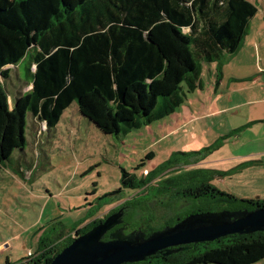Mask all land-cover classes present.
Masks as SVG:
<instances>
[{"label": "trees", "instance_id": "16d2710c", "mask_svg": "<svg viewBox=\"0 0 264 264\" xmlns=\"http://www.w3.org/2000/svg\"><path fill=\"white\" fill-rule=\"evenodd\" d=\"M257 13L249 0H0V170L10 168L15 152L25 156L29 125L35 129L39 122L50 132L72 105L103 135L127 136L173 115L188 94L202 90L204 65H218L219 87L225 55L238 52ZM24 64L32 89L16 97L10 109L3 82L11 79L10 66ZM173 161L143 177L123 169L121 188L101 200L131 199L104 218H99L102 207L88 210L70 230L48 223L35 233H41L37 252L27 262L50 264L76 238L121 209L124 216L116 229L129 226L146 237L193 215L264 209V201L220 191L213 177L226 172L184 169ZM15 171L24 180L22 166ZM178 201H189L190 209L157 220L156 203L171 210ZM263 260L264 232H256L165 249L130 264ZM6 264L12 263L7 259Z\"/></svg>", "mask_w": 264, "mask_h": 264}, {"label": "rangeland", "instance_id": "374dc122", "mask_svg": "<svg viewBox=\"0 0 264 264\" xmlns=\"http://www.w3.org/2000/svg\"><path fill=\"white\" fill-rule=\"evenodd\" d=\"M249 1L258 13L238 52L225 55L219 87L218 65H204L203 89L188 94L173 115L127 136L103 135L79 115L76 105L48 133L38 122L36 133H42L41 139L35 138L28 124L25 156L15 152L11 169L0 170V264L7 259L29 264L41 234L35 233L52 221L51 226L61 223L70 230L86 218L88 210L102 207L100 212H105L99 218H104L131 199L101 200L121 188L123 169L143 177L173 158L180 168L226 172L213 177L220 191L241 200L264 201V0ZM19 73L22 81L16 68L4 81L12 98L30 89L25 64ZM150 154L153 158L147 159ZM141 164L144 167L135 171ZM19 166L25 181L15 171ZM190 206L189 201H178L171 210L158 203L153 209L160 221ZM125 230L131 233V227Z\"/></svg>", "mask_w": 264, "mask_h": 264}, {"label": "water", "instance_id": "95a60500", "mask_svg": "<svg viewBox=\"0 0 264 264\" xmlns=\"http://www.w3.org/2000/svg\"><path fill=\"white\" fill-rule=\"evenodd\" d=\"M123 212L121 209L76 238L50 264L137 263L169 248L264 232V209L193 215L149 237L140 231L126 234L125 227L116 229L122 224ZM108 233L109 239L104 240Z\"/></svg>", "mask_w": 264, "mask_h": 264}, {"label": "crops", "instance_id": "0c3cea01", "mask_svg": "<svg viewBox=\"0 0 264 264\" xmlns=\"http://www.w3.org/2000/svg\"><path fill=\"white\" fill-rule=\"evenodd\" d=\"M22 67V65H19V66H10V68L12 69V71H13V69H15L16 68V70L18 71V80L19 81H22L21 79H19V77H20V73H19V70H20V68ZM32 72L34 71V69H32L31 70ZM12 74V73H11ZM30 81V80H29ZM3 84H4V82H3ZM28 84H30V82H28ZM4 88H5V86H4ZM32 89V85L30 84V89H29V91ZM7 90V89H6ZM29 91H27V92H29ZM27 92H25V93H27ZM7 93H8V104H9V108L10 109H13V106H14V102H15V99H16V97H18L19 95H24L25 93L23 92H19V95L18 94H16V96H13V98L11 97V95H10V93L8 92V90H7ZM264 122V121H263ZM255 124L256 123H258V122H254ZM264 124V123H263ZM257 125H259V124H257ZM256 125H254V126H252V127H255ZM37 126H35V129H31L32 131H33V133L34 134H36L35 135V138H40L41 139V134H39V136H37ZM46 132L48 133V131L46 130ZM2 170H5L6 171V169H2ZM259 264V263H258Z\"/></svg>", "mask_w": 264, "mask_h": 264}]
</instances>
